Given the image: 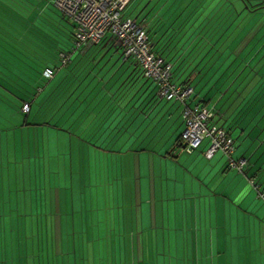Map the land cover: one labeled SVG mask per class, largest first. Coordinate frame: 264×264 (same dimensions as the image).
<instances>
[{
	"label": "crops",
	"instance_id": "0c3cea01",
	"mask_svg": "<svg viewBox=\"0 0 264 264\" xmlns=\"http://www.w3.org/2000/svg\"><path fill=\"white\" fill-rule=\"evenodd\" d=\"M210 1L214 3L131 0L124 15L145 25L153 50L171 64L176 80L188 76L194 89L189 103L212 110L213 122L228 126L231 133L239 131L234 157L247 159L243 172L229 169L218 153L209 160L199 149L185 154L179 143L180 104L159 99L155 85L120 50L115 49L124 67L120 73L101 75L104 68H95L86 76H75L60 66L43 90L45 107L60 105L48 124L18 127V123L0 133V181L6 179L10 164L15 168L21 158L29 160V189H37V174L32 171L42 168L49 176H44L43 185L50 187L45 206L54 213L45 216L50 220L42 226L46 237H37L41 226L32 223L26 229L35 237H0L1 248L4 240L10 242V249H0V264L2 259H10V264H264V200L253 186L264 188V156L254 161V154L247 158L238 150L250 141V135L245 136L248 125L264 108L251 105L258 96L256 90L250 91L251 84L230 98L219 96L218 101L193 86L207 79L196 68L207 59V10L215 5L222 11L227 6H222L225 0ZM112 49L109 46L107 51ZM38 135L43 137L41 145ZM183 154L188 159L180 163ZM57 158L63 165H56ZM58 170L65 181L69 171L83 181L92 177L96 204L90 217L105 226L98 231L103 237H92V246L89 237H55L64 223L54 219L64 215L68 226L69 206L67 189L61 204L62 189L52 188ZM104 182L106 191L101 190ZM104 193L112 213H101L103 204L98 200ZM32 204L30 200L27 209L36 221ZM79 219L81 235L90 236L82 230L83 216ZM120 225L124 227L117 228ZM121 231L130 237H113ZM14 242L20 249H14Z\"/></svg>",
	"mask_w": 264,
	"mask_h": 264
},
{
	"label": "rangeland",
	"instance_id": "374dc122",
	"mask_svg": "<svg viewBox=\"0 0 264 264\" xmlns=\"http://www.w3.org/2000/svg\"><path fill=\"white\" fill-rule=\"evenodd\" d=\"M208 2L211 5L214 3L210 0H207V3ZM252 2L255 3L256 1L253 0ZM226 4L227 6L223 7L222 11H220L221 8L217 10L215 5L212 9L207 5V9L209 8V10H207V15L210 17L207 19V59L205 60L204 65L196 66L199 71L203 70L204 73H206L205 75H207V79L203 81H196L193 83V86L196 88V92L204 90L203 93L208 95L209 99L214 97L218 101L219 96L221 99V97L227 94L230 98L234 92H238L239 88L242 90V88L244 89L245 86L251 84L250 91L254 89L256 90L255 92L258 93V96L261 95L259 98L256 97L253 99V101L257 100L256 104H260L261 110L264 108V10L248 15L245 12L246 6L242 0H225L222 6H225ZM260 5L264 6V0H262ZM248 33L250 34L249 37L247 35ZM212 45L214 48L211 47ZM121 59L120 53H117L115 49L106 53V55L102 58V61L99 63L100 67L105 64L102 67L104 70L101 72V75H111L123 71L124 67ZM47 62H50L49 67H53L55 59L50 56ZM223 76H225L224 80H222ZM148 82L150 83V81ZM222 85H224V87ZM226 99L228 98H225L224 101ZM224 101L221 105H224L227 102ZM252 104L253 102L251 105ZM10 111V109L4 108V113L7 117L8 123L12 125L20 123L21 116L16 114L11 116L10 113L12 111ZM224 126L225 128H229L226 125ZM248 126L249 128L247 129L245 136L250 135V137L247 138V140L250 141H248V143L244 146L240 145L238 150H241L247 158L254 154L255 157L252 158H254L255 161L256 159L264 156V111H262V114L259 115L258 118H254L253 123ZM238 135L239 131L237 130H234L231 133L233 140L236 138L239 141L240 139L238 138ZM36 138L38 140V144L40 141L41 145L43 137L38 135ZM205 145L206 143L203 142L199 148V152L202 150L203 153L206 148ZM40 153L42 154V151H40ZM217 153L223 156L221 152ZM41 154L38 156L41 157ZM186 159L188 158L183 154L180 163ZM224 160L226 163L225 157ZM56 161L57 166L63 165V162L61 163L59 158H57ZM19 163L20 165L17 164L15 168L12 164H10L11 168L9 172H7L6 179L4 177V179L0 181V237H7V239H9V237H22L24 240H26V237H35L29 229H26V226L31 223L41 226L39 229L40 233L37 237H46L43 235L44 231L42 230V226L45 227V216L47 213L49 215L54 214L50 210H47L45 206V194L50 191V187L43 185V179L44 176L47 178L49 176L48 174H45L42 168V170L37 169V171H32L33 174H37L38 183L35 191L30 190L29 178L27 177L28 170L26 172V165L28 166L29 160L21 158ZM39 165H43V163ZM52 177V188L56 191L62 189L60 191L62 195L61 199L59 198V201L61 204L64 202L63 192L67 189L66 201L69 204L68 226L65 225V220H67V218L64 215H62V219H54V222L62 221L64 223L63 231L55 237H89L90 246H92V237H103L98 235V231L100 229H105V226H99L96 223L97 220L95 217H93V220L90 217V215L94 213L92 212L93 204H96V198L95 195H93V189L95 190V187H93L92 184V177L88 178L87 176V180L83 181L80 178H76L75 171H73V173L71 172V175L69 171L67 181H65V175L61 170L55 172ZM144 187L145 186L143 184V192ZM106 188L108 189L109 187H107V184L105 185L104 182L101 190L106 191ZM106 199L107 195L104 193L98 200L99 203L103 204L101 213H112V211L108 209L110 207L108 205L109 199ZM30 200H32L33 208H35L32 213H35V217H37L35 218L36 221H32V218L29 217V210L27 207ZM72 204H74L73 207ZM48 205L49 199L47 200V206ZM61 213L63 214L64 210L60 211V213L58 212L57 215ZM87 214H89L88 218H86ZM81 215L83 216L82 230L85 235L89 233L90 236L81 235V226H79V218ZM72 217L74 219H72ZM145 220L148 221V218H145L144 210V225ZM48 221L47 224L49 223ZM51 221L53 222V220ZM64 227L67 230V234L64 233ZM119 227L123 228L124 226H117V228ZM147 228L150 229L149 225ZM109 229L115 230L114 227ZM94 233L97 235L92 236ZM113 237L130 236H124L123 231H121V235H113ZM1 244L2 248L0 245V249H10V242L4 240ZM17 244L18 242H14L15 250H18L19 248ZM10 261V259H2L1 264H6L7 262L10 264Z\"/></svg>",
	"mask_w": 264,
	"mask_h": 264
},
{
	"label": "trees",
	"instance_id": "16d2710c",
	"mask_svg": "<svg viewBox=\"0 0 264 264\" xmlns=\"http://www.w3.org/2000/svg\"><path fill=\"white\" fill-rule=\"evenodd\" d=\"M260 10L264 7L246 6L245 12L249 15ZM109 46L111 43L105 37L96 44L75 48L74 25L54 6L53 0H0V133L17 127L8 123L4 108L13 112L10 111L11 116H21L18 127L46 125L51 115L59 111L58 103L55 109L51 105L45 107L42 95L50 79L42 73L46 68L55 72L60 67V54L68 58L60 70L86 76L95 68L103 70L104 64H98ZM50 56L55 59L53 67L47 62ZM171 75L174 83L190 85L188 76L180 81L172 71ZM74 79L66 84L71 87ZM24 104L28 105L27 112L21 110ZM179 143L182 146L180 137Z\"/></svg>",
	"mask_w": 264,
	"mask_h": 264
},
{
	"label": "built area",
	"instance_id": "2783aa9c",
	"mask_svg": "<svg viewBox=\"0 0 264 264\" xmlns=\"http://www.w3.org/2000/svg\"><path fill=\"white\" fill-rule=\"evenodd\" d=\"M130 1L54 0L53 4L73 23L75 48L90 46L108 37L111 46L119 49L124 59L132 60L141 75L155 85L159 99L180 104L183 123L180 140L185 154H192L205 142L206 148L202 154L207 160L221 152L226 158L227 167L242 173L247 160L234 157L236 147L230 130L213 122L212 110L189 103L194 93L193 87L172 81V66L153 50L145 25L124 15ZM67 59L66 55H59L61 67ZM54 73L52 68H46L42 75L45 79H52ZM21 110L27 112L28 105L24 104ZM253 186L259 198L264 200V188Z\"/></svg>",
	"mask_w": 264,
	"mask_h": 264
},
{
	"label": "flooded vegetation",
	"instance_id": "af4514ba",
	"mask_svg": "<svg viewBox=\"0 0 264 264\" xmlns=\"http://www.w3.org/2000/svg\"><path fill=\"white\" fill-rule=\"evenodd\" d=\"M253 0H249V1H245L244 0V2H246V6H254V5H258V7L260 8V7H264V6H262V5H260V3L262 2V0H254V1H256L255 3H253L252 2Z\"/></svg>",
	"mask_w": 264,
	"mask_h": 264
}]
</instances>
